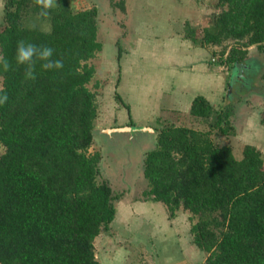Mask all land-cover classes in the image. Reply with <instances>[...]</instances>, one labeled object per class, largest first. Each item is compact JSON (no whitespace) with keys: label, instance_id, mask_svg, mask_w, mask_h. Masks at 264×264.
Here are the masks:
<instances>
[{"label":"trees","instance_id":"16d2710c","mask_svg":"<svg viewBox=\"0 0 264 264\" xmlns=\"http://www.w3.org/2000/svg\"><path fill=\"white\" fill-rule=\"evenodd\" d=\"M6 1L1 55L14 65L23 39L52 47L64 67L43 71L37 63L34 81L24 78V66L0 69L9 96L0 106V264H101L95 240L115 220L121 194L99 180L100 153L87 152L98 117L88 86L96 70L88 61L103 49L97 9L74 11L69 0H58L45 31L22 22L34 0ZM219 6L212 26L188 28L186 38L201 46L230 42L225 62L241 69L252 46L264 51V0H219ZM255 65L252 78L264 67ZM249 80L237 79L235 91L259 85ZM190 113L215 118L211 130L229 133L231 115L205 96L195 97ZM211 130L160 129L144 157L149 200L163 202L170 218L190 213L193 242L208 254L206 264H264L263 152L247 144L238 159Z\"/></svg>","mask_w":264,"mask_h":264},{"label":"rangeland","instance_id":"374dc122","mask_svg":"<svg viewBox=\"0 0 264 264\" xmlns=\"http://www.w3.org/2000/svg\"><path fill=\"white\" fill-rule=\"evenodd\" d=\"M69 2L74 11L96 8L98 12V34L103 49L88 61L96 70L88 86L96 94L98 117L95 121L96 138L87 152L92 155L100 153L99 180L109 181L114 193L121 194V199L116 201L115 220L110 228L103 230L95 240L97 258L101 264H206L208 256L206 252L198 259L192 256L195 262L186 261V251H180L178 241L172 234L171 227L175 218H170L169 212L167 218L165 215L167 207L163 202L154 201L164 209V213L154 207L155 212L152 215L153 203L147 194L149 184L144 176V157L156 144V136L161 128L170 125L187 126L202 131H209L212 128L211 123L215 118L195 121L188 113H179L172 109L173 100L170 97L175 94L171 92L172 86L186 87L191 82L188 79L191 76L183 77L186 81L181 79V71L175 69L169 60L170 55L174 57L184 55L182 51L184 49L173 50L174 47L169 40L175 39L169 38L168 35L178 32L179 35L183 33L186 37L188 28L203 29L212 26L216 14L222 10L219 0H69ZM3 3L4 8L0 10V25L5 21L7 1L3 0ZM31 4L23 14V24L30 27L35 25L42 30L50 31L52 13L49 12L46 17L39 16L40 10H34L35 4ZM58 4L57 0L54 8ZM154 34L160 36L159 39H156ZM231 46L230 42L212 46L217 63L225 64L223 72H229L228 76L233 67L225 61ZM253 54L257 56L258 62L264 65V51L252 46L248 60ZM243 69L241 68L240 73L245 74ZM246 75L251 77L249 80L251 84L259 81L258 93L264 95V67L261 76L254 75L252 78V74ZM235 85L230 88L228 84L224 96L221 91L220 97L223 96L221 102L225 101L226 106L216 107L217 110L229 112L231 124H234L237 119L235 115L239 116L244 107L242 101L238 100L241 96L249 99L245 100V104L250 106L253 104L254 109L260 106L252 100L256 88L254 85L241 95L235 91ZM0 87H3L1 76ZM117 93L122 96L129 108L122 104ZM235 99L237 101L235 105L241 102L238 111L234 108ZM262 108L264 119V106ZM231 124L228 125V134H222L213 128L210 131L211 138L221 145H231L237 158L241 159L245 148L243 144L252 139L244 135H240L239 139L234 137L236 135L231 134V131L235 128ZM131 125L153 127L157 131L142 134L101 133V130L108 128ZM258 137L264 142V134ZM4 152L5 148L0 144V156ZM262 152L264 156V151ZM178 216L177 223L180 225L187 221V215L181 210ZM152 224H155L154 227ZM183 227L180 226L179 231L181 240L188 233V228ZM161 231L163 233H160ZM156 232L159 235L152 236V233Z\"/></svg>","mask_w":264,"mask_h":264},{"label":"crops","instance_id":"0c3cea01","mask_svg":"<svg viewBox=\"0 0 264 264\" xmlns=\"http://www.w3.org/2000/svg\"><path fill=\"white\" fill-rule=\"evenodd\" d=\"M155 35V34H154ZM156 39H159L160 36L155 35ZM168 37L175 39V40H169L170 44L174 47L173 50L176 51L179 48H183L182 50L184 52V55H180V57H174L173 55H170V61L172 62V65L175 69H179L181 72L180 77L181 79L185 80L183 77L191 76L188 78L191 80L189 84L184 86H172L171 92H174L173 97H170L172 102V109L175 111H179V113H188L193 117L192 119L197 120H204L202 118H198L193 116L190 113L191 106L193 103V100L198 95L205 96L212 105L216 108L218 106L225 107V101L221 102V98L224 96V91L227 88V85L230 84V78L232 71L229 75V72H223V66L225 64L217 63L215 59L214 52L212 50V46H201V45H195L190 39H187L184 34H178V32H173L168 35ZM257 60V56L253 54L252 58L249 59V64L245 65L243 68V71L245 74L240 73V77L248 76L246 73L252 74L254 68L256 67L255 61ZM247 71V72H246ZM183 75V76H182ZM244 75V76H243ZM239 77V78H240ZM186 81V80H185ZM229 81V83H228ZM264 81V80H263ZM184 84V83H183ZM176 87L178 88V92H176ZM260 85H257L255 88V91L253 93L252 100H255L256 105H260L257 108L254 109V105L252 106L245 104L246 97L239 96V101H242L244 104V107L242 108V111L239 116H236L237 119H235L234 124L232 126L235 128V130H232L231 134H234L239 139L240 135H244L247 138L250 137L252 141H248L245 144H243V147L247 144H251L256 146L258 149H261L264 151V142L259 139L258 135L264 134V119H263V106H264V95H260L258 93ZM221 91L223 93V96L220 97ZM169 93V92H168ZM217 97V98H216ZM219 101H216L218 100ZM258 99V100H257ZM236 99L234 102V108L235 110L238 109V105L236 103ZM217 109V108H216ZM238 111V110H237ZM173 113V112H172ZM258 137V138H257ZM263 146V147H262ZM156 202V201H155ZM155 202L152 200V215L154 214V207L160 210V212L164 213V209L161 206H158L155 204ZM167 207V206H166ZM185 215H187V221H184L181 223H177L179 221V216L174 219V224L172 228V234L175 236V238L178 241L179 249L180 251L184 252L186 251V261L188 262H195L192 259V256L198 259L200 255L204 254L205 252L202 251L194 242L193 237L191 234V222L190 219V213L188 211L181 210ZM168 208L166 209V214L168 218ZM183 215V214H182ZM164 218V217H163ZM153 220V219H152ZM170 221V219H168ZM189 220V221H188ZM154 223H157L156 220H153ZM154 227L155 224H152ZM157 225V224H156ZM171 225V224H170ZM158 226V225H157ZM157 226H155V229H157ZM180 226L183 228H188V233L185 237L181 240V236L179 235ZM170 228V229H171ZM153 230V229H152ZM155 232V231H152ZM160 233H163L162 231ZM167 233V232H164ZM154 234V235H153ZM156 234L159 235V233H152V236H155ZM186 244V245H185ZM184 247V248H183ZM183 248V250H182ZM179 251V252H180Z\"/></svg>","mask_w":264,"mask_h":264},{"label":"clouds","instance_id":"9594fccd","mask_svg":"<svg viewBox=\"0 0 264 264\" xmlns=\"http://www.w3.org/2000/svg\"><path fill=\"white\" fill-rule=\"evenodd\" d=\"M36 6L40 8L39 16L46 17L51 9L57 5V0H34ZM4 8L3 0H0V10ZM35 28V25L32 26ZM55 50L47 45H37L23 39L18 40L13 57L15 64L3 55H0V69L4 73L14 71L20 66H24V78L26 80H36V65L40 64L43 71L60 70L64 67L61 59H54ZM9 100L5 88L0 87V106L7 104Z\"/></svg>","mask_w":264,"mask_h":264},{"label":"water","instance_id":"95a60500","mask_svg":"<svg viewBox=\"0 0 264 264\" xmlns=\"http://www.w3.org/2000/svg\"><path fill=\"white\" fill-rule=\"evenodd\" d=\"M240 65L238 63H235V66L232 70V74H231V79H230V88H233L234 85L236 84V80L238 79V77L240 76ZM157 129L153 128V127H140V126H124V127H117V128H108L105 130H101V133L103 134H107V135H112L114 133H148V132H156Z\"/></svg>","mask_w":264,"mask_h":264},{"label":"flooded vegetation","instance_id":"af4514ba","mask_svg":"<svg viewBox=\"0 0 264 264\" xmlns=\"http://www.w3.org/2000/svg\"><path fill=\"white\" fill-rule=\"evenodd\" d=\"M247 72V71H246Z\"/></svg>","mask_w":264,"mask_h":264}]
</instances>
